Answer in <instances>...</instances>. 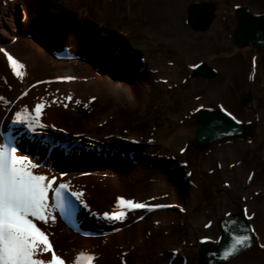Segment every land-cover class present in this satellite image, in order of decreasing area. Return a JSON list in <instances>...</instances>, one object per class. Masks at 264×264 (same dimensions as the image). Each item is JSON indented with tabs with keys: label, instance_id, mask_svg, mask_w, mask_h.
I'll list each match as a JSON object with an SVG mask.
<instances>
[{
	"label": "rangeland",
	"instance_id": "1",
	"mask_svg": "<svg viewBox=\"0 0 264 264\" xmlns=\"http://www.w3.org/2000/svg\"><path fill=\"white\" fill-rule=\"evenodd\" d=\"M65 1L70 8L88 11L92 18H101L99 15L109 18L113 32L128 35L129 45L138 50L154 72L146 75L151 79L145 82L137 103L109 85L105 93L95 89L87 97L54 99L57 109L49 112L48 120L60 126L66 124L65 127L75 133L103 131L110 135H129L151 144L147 152L171 154L188 163L194 170L191 177L194 186H186L168 171L148 166L132 168L130 163L126 172L112 170L103 175L101 181L81 180L87 185L81 189L91 191L94 197L91 204L100 211L101 207L104 211L120 207V199L171 205L175 210L153 213L149 218L153 226L150 235L116 233L100 242H83L68 234L59 243L61 251L73 254L78 248L94 246V255H98L94 264H113L117 258H124L126 264H183L184 261L198 264L200 245L217 244L218 221L240 208L251 217L257 247L253 253L231 264H264V52L238 50L232 40L235 10L244 7L252 14H263L264 0ZM6 3L9 0H0V8ZM194 3L217 6L216 21L208 32L197 33L187 23L188 7ZM5 9L4 16H13V10L8 6ZM17 43L12 52L27 54L34 50L30 44ZM45 59L47 67L39 69V75L48 73L49 69L54 71L55 66H63L62 72L72 69L86 72L78 63L55 65L56 61L50 56ZM202 62L218 71L216 80L191 78L195 66ZM5 63L0 56V72L4 75L7 73ZM91 73L89 77L97 76L99 71L93 68ZM38 74L35 77L28 73L27 84L39 78ZM6 81L2 86L0 80V97L3 98L0 117L7 113L20 91V82L13 78ZM249 92L253 93L254 101L244 108L240 101ZM208 109H223L241 122H256L258 134L250 142H217L208 153L199 156L192 147L196 139V113ZM87 157L99 159L95 154ZM95 160L84 163V167L91 170L98 163L104 165L100 161L94 165ZM144 162L155 166L152 161ZM83 176L88 177L87 173ZM141 216V213L129 215L121 224L125 228L122 232L132 228L131 219Z\"/></svg>",
	"mask_w": 264,
	"mask_h": 264
},
{
	"label": "bare ground",
	"instance_id": "2",
	"mask_svg": "<svg viewBox=\"0 0 264 264\" xmlns=\"http://www.w3.org/2000/svg\"><path fill=\"white\" fill-rule=\"evenodd\" d=\"M18 5H19V2L15 4V6H18ZM36 6L37 7L34 8V10L30 12L31 14L30 16H28L27 21L23 24H26L24 28V31L26 33L31 34L30 32L38 31L37 34L35 33L36 35L31 34V36L33 35V37L38 36L37 41L32 38H25V39L22 38L21 27H17L15 23L17 21V18H15L12 15L11 17L2 16L3 12H5L6 9L3 7L0 8V48H3L14 59H16L19 63H22L24 65V68L22 69V72L24 73L23 78H18L13 73L11 67L9 66L8 60L4 56L3 52H0V56L3 57V60L6 62L5 68L7 72L5 75L0 72V78H1L0 80H1L2 86L3 84L5 85L4 81H6L7 79L13 78L17 82H20V86L18 88L20 90L19 95L23 93L26 94L25 97L19 99L16 102V105L14 106L15 109H13L11 114H9V117L12 116L13 112L15 113L16 111H18V108L20 110V108L23 105H26L27 103L30 104V106H33V105L41 104L43 101L47 103V105L46 107H44V110H42V116L40 117V119L41 120L46 119L48 123L49 120L47 118H48L49 112L53 113L57 109L56 108L57 103H55L54 99L56 98L61 99L62 97L66 99V96L77 98V96H80V95L87 97L95 89L100 90L105 93L109 85L114 86L117 91H123L124 93L128 94L132 102L134 103L139 102L142 91L145 88L144 84L147 81L149 82L151 78L148 79V77L146 78L142 75H139L137 73L136 67L133 66L131 62H128V61L122 62V60L119 57V54H115L113 47L108 46L109 49H107V46H106L107 50L106 49L104 50L106 42L103 41L100 37H97V35H94L92 33V31L89 29L87 25V22L85 23L83 20V17L85 14H83L80 10L75 9L74 7L70 8L69 4L59 7L58 4L55 3L54 1L44 3V4H39ZM24 7H25L24 4L20 5V9L22 13L25 12L26 8ZM60 13L61 15H63L61 20H59ZM73 15L75 16L77 15V17ZM54 20L56 21V23L53 25L52 21ZM48 25H51V26H48ZM45 26L56 29L57 35L59 32L62 35V37H59L57 35L51 36L50 33L48 32L45 33V30H44ZM38 27L40 28L39 30H37ZM74 36H77V43L79 44V47L81 48L80 51L85 52L86 54V55L82 54L81 56L85 55L87 56V59L89 60L92 58L91 60L92 62L97 59L98 55H101L99 59H101V62L103 64L107 65V68H102V69H106L105 70L107 71L106 74H99L98 76L89 77V75L92 74L91 71L93 70L91 62L89 63L87 62V60H83V59H74L73 61H61L57 59L59 54L63 52L64 48L68 46L69 42H71L72 39H74ZM67 37H70V38H67ZM17 42H25L27 44H30L32 47H34V50H30L29 52H27V54L26 53L20 54V53L12 52V48L18 45ZM70 44H72L71 46H74V43H70ZM44 45H46L47 47H51L53 51L55 50V54H53L54 60L56 61L55 65L63 64L65 66V65H69L70 63L72 64L78 63L82 67H85L86 72L79 73L73 69L70 70V72H62L61 69L63 68V66H59V67L53 66L54 71L48 68L49 69L48 73L44 75H39L38 74L39 69H44V67L45 68L47 67V61L45 57H49L50 55V53L48 52V49H46ZM107 55L110 57L109 59ZM104 59L106 60L104 61ZM40 60L43 61L42 64L39 63ZM96 61H99V60H96ZM51 66L52 65H50V67ZM68 67L70 68L71 66H68ZM64 69H67V68L65 67ZM30 72L35 77H37V74L40 77L35 79L31 83L27 84V76H28V73ZM36 72L37 74H35ZM64 79H68V80H64ZM120 80H125V81H120ZM39 81H44L45 83H40L37 86H32L34 85L33 83L39 82ZM243 99L244 97L242 98V100ZM233 117L237 121H239V123H241V121L238 120L234 115ZM12 121L13 120L10 119L8 123ZM15 122H18V121H15ZM50 124H52L51 121H50ZM7 125L5 124L6 127L0 128V134L3 133L5 135L20 139L21 151L17 153L18 156H23L28 161H32V155L35 154L38 156L39 160L40 158L43 157V161L46 165H50L54 163L58 167L60 166L59 163H55V161L53 162V158L51 159V161L47 160L46 154H48L49 149H50V148L49 149L47 148L48 145L44 144L43 142L29 144L27 140L22 139V137L20 138V134H23L24 130H26L25 128L27 127L26 124L17 125V124L11 123L8 126ZM55 126L56 127L59 126L58 123H56ZM48 127L51 128L52 125H48ZM62 128L63 130H65L63 126ZM4 129H6L7 132H4L3 131ZM58 136L61 138L60 135ZM52 153H53V157L55 158L56 154H58L59 152L56 153L54 151ZM74 157L75 158L67 160V162L71 165L69 166L71 168L69 172L67 173V177L64 178V181L70 184L76 181H79V180L80 181L81 180L90 181V180H94L95 178L101 181L102 180L101 177L107 174L108 172H110L111 170L109 167L102 168V166H98L87 173L85 171L86 169L83 170L80 164L76 162L77 160H79V157L81 156H79L78 158L76 156ZM41 169H42L41 171L43 172H46L47 170L44 167ZM49 172H52L51 168L49 169ZM86 173L88 177L83 176V174H86ZM82 185L87 186L85 182H82ZM51 202H53V200L50 201L49 199L50 208H51ZM146 216L148 219L145 222H141V223L138 222L136 225L132 226V228L128 229L125 232L120 231V233H125L127 235H133L136 232H140L141 234L150 235V232H152L153 230L152 228L153 226H152V222L149 221L150 220L149 218L152 216V214L148 213ZM51 217L52 218H50L48 223L46 224L39 222V221L37 222L42 227H44L47 231L51 229L53 230L55 227L57 229L58 224L61 225L62 229L66 230V227L62 225L61 223H59L60 221H59L58 215L54 209H52L51 211ZM53 233H54L55 238L60 237L59 232L56 233L55 231H53ZM95 241L98 242V240H95ZM95 248L96 247L94 246L86 245L77 252L79 254L80 253H88V254L95 253V250H96ZM126 249L127 248H125V250ZM86 256H91V255H86ZM74 257H76L75 254L73 258L71 256L68 257L67 259L68 264H74V261H75ZM40 258L45 259L46 261L50 260L51 253H46ZM114 261L115 262H113V264H126L125 260L120 259V258H117V260H114Z\"/></svg>",
	"mask_w": 264,
	"mask_h": 264
},
{
	"label": "snow or ice",
	"instance_id": "3",
	"mask_svg": "<svg viewBox=\"0 0 264 264\" xmlns=\"http://www.w3.org/2000/svg\"><path fill=\"white\" fill-rule=\"evenodd\" d=\"M9 66L18 78H23L24 65L14 59L3 48ZM3 98L0 97V100ZM71 100L69 96L67 98ZM79 103V101H77ZM44 104L34 107V115L18 116V121H28L31 128L39 124ZM239 123V121H237ZM18 149L13 137L0 134V264H65L53 250L49 237L36 221L48 223L51 217L49 193H54L57 208H75V202L67 194V185L56 184L55 178H49L34 172L39 167L23 156L17 155ZM82 194H77V200ZM120 206L128 210L144 208V204L120 199ZM107 217V214H105ZM125 213L107 217L122 219ZM251 237L247 234L232 237L229 247L223 251L221 258L227 260L239 253L242 248L250 247ZM51 253V259L40 258ZM95 257L81 253L74 264H93Z\"/></svg>",
	"mask_w": 264,
	"mask_h": 264
},
{
	"label": "water",
	"instance_id": "4",
	"mask_svg": "<svg viewBox=\"0 0 264 264\" xmlns=\"http://www.w3.org/2000/svg\"><path fill=\"white\" fill-rule=\"evenodd\" d=\"M216 9L210 5L196 4L189 8V22L192 27L200 32L209 30L215 18ZM236 30L233 38L239 49L253 48L264 50V14L252 16L244 9L236 12ZM89 29L97 37H104L114 50L119 53L124 61L133 62L139 68V58L135 57L131 49L123 42H116L113 34L97 24L89 26ZM215 79L217 74L206 64L200 65L194 72L193 78ZM252 100L251 96L243 99L242 105L247 106ZM256 127L250 124H241L223 110H203L197 114V131L194 146L199 152H206L220 140H250L254 137ZM219 228L222 238L218 247L202 246L200 251V264H227L239 255L253 249V237L246 219L241 215H232L221 221ZM247 234L251 237L250 247L242 248L238 254L227 260L221 258V254L232 242V237Z\"/></svg>",
	"mask_w": 264,
	"mask_h": 264
}]
</instances>
